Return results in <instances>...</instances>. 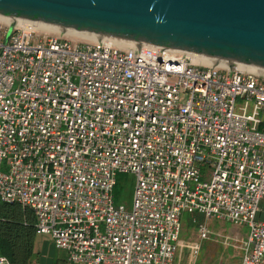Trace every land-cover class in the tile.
Returning a JSON list of instances; mask_svg holds the SVG:
<instances>
[{
	"label": "built area",
	"instance_id": "built-area-1",
	"mask_svg": "<svg viewBox=\"0 0 264 264\" xmlns=\"http://www.w3.org/2000/svg\"><path fill=\"white\" fill-rule=\"evenodd\" d=\"M31 23L0 24V200L72 264L194 260L210 220L247 227L241 264H264V79ZM185 213L205 215L198 241H181Z\"/></svg>",
	"mask_w": 264,
	"mask_h": 264
},
{
	"label": "water",
	"instance_id": "water-1",
	"mask_svg": "<svg viewBox=\"0 0 264 264\" xmlns=\"http://www.w3.org/2000/svg\"><path fill=\"white\" fill-rule=\"evenodd\" d=\"M12 20L178 52L264 79V0H0V24Z\"/></svg>",
	"mask_w": 264,
	"mask_h": 264
},
{
	"label": "rangeland",
	"instance_id": "rangeland-1",
	"mask_svg": "<svg viewBox=\"0 0 264 264\" xmlns=\"http://www.w3.org/2000/svg\"><path fill=\"white\" fill-rule=\"evenodd\" d=\"M48 35L56 37L71 39V40H87L79 35L68 34L66 30L58 29L47 31ZM55 31V32H54ZM6 171V169H3ZM133 180L129 190H125V184ZM133 193H134V179L131 175L121 174L118 176V185L114 191L115 206L123 204L125 208L130 211L133 206ZM261 212L258 214L257 220L264 222V201L260 205ZM191 218L189 227L187 222H183V231L181 241H198L200 239L197 233V223L206 222L205 215L195 213L193 216L184 214L183 219ZM194 218L197 223H194ZM209 234L202 241L201 251L196 259H192L189 250L181 253V264H198L202 254L203 246L206 245L211 251H206V260L201 264H241L242 252L244 241L248 236L247 227H237L228 222L208 221ZM190 228V229H189ZM37 251L34 254L33 262L38 264H72L68 260L67 252L58 249L50 237L38 235L36 238Z\"/></svg>",
	"mask_w": 264,
	"mask_h": 264
},
{
	"label": "trees",
	"instance_id": "trees-1",
	"mask_svg": "<svg viewBox=\"0 0 264 264\" xmlns=\"http://www.w3.org/2000/svg\"><path fill=\"white\" fill-rule=\"evenodd\" d=\"M28 214L20 205H9L0 200V254L8 257L12 264H32L34 259L37 233L35 220L26 217ZM191 218H184L188 227L192 224ZM208 250L211 251L204 245L198 264L206 260Z\"/></svg>",
	"mask_w": 264,
	"mask_h": 264
},
{
	"label": "bare ground",
	"instance_id": "bare-ground-1",
	"mask_svg": "<svg viewBox=\"0 0 264 264\" xmlns=\"http://www.w3.org/2000/svg\"><path fill=\"white\" fill-rule=\"evenodd\" d=\"M30 23V22H28ZM31 24H33L34 26L38 27L39 29H42V30H47V31H53V30H57L58 31V28L56 27H52V26H49V25H44V24H40V23H35V22H32ZM55 32V31H54ZM68 34H75V35H79L80 37L84 38V39H87L89 41H96L97 39H99L98 37L96 36H91V35H86V34H81V33H76V32H67ZM113 43H115L116 45H119L121 47H130L132 44L129 43V42H124V41H119V40H112ZM194 60L196 62H200L204 65H213L212 63H209V62H206V61H203V60H200V59H196L194 58Z\"/></svg>",
	"mask_w": 264,
	"mask_h": 264
},
{
	"label": "crops",
	"instance_id": "crops-1",
	"mask_svg": "<svg viewBox=\"0 0 264 264\" xmlns=\"http://www.w3.org/2000/svg\"><path fill=\"white\" fill-rule=\"evenodd\" d=\"M22 209H23V208H22ZM23 211L27 212V214L29 213L28 211H26V210H24V209H23ZM27 216H31L32 219L35 220L34 217L32 216V214L29 213L28 215H26V217H27ZM26 217H25V218H26ZM37 236H38V235H37ZM37 236H36V238H37ZM36 238H35V245H34V254H35L36 251H37ZM67 256H68V255H67ZM7 258H8V257H7ZM8 259H9V258H8ZM69 262H70V261H69ZM34 263H37V262L34 261Z\"/></svg>",
	"mask_w": 264,
	"mask_h": 264
}]
</instances>
